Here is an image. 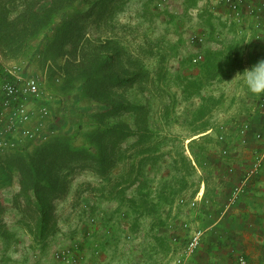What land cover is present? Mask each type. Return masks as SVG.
Segmentation results:
<instances>
[{
  "label": "rangeland",
  "instance_id": "1",
  "mask_svg": "<svg viewBox=\"0 0 264 264\" xmlns=\"http://www.w3.org/2000/svg\"><path fill=\"white\" fill-rule=\"evenodd\" d=\"M60 4L59 21L93 11L74 25L83 35L79 43L47 44L55 38L54 25L27 38L21 52L0 44V63L16 78L38 79L41 98L32 102L50 111L49 138L71 136L75 145L106 156L57 176L63 188L51 192L57 197L42 212L35 202L25 211L19 179L0 190L6 207L0 264H69L63 258L70 252L77 264H173L183 241L175 244L169 226L192 211L179 200L191 201L201 190L211 196L205 225L218 217L215 206L229 204L234 176L227 170L234 160L214 152L224 146L215 133L225 123L235 134L233 123L247 120L260 97L248 92L242 72L264 58V30L259 39L246 18L230 21L221 0ZM51 5L48 0L40 7ZM107 72L123 83L99 89L93 78ZM115 103L129 108L100 119ZM135 105L143 107L139 115ZM90 132L98 135L95 141ZM8 152L0 150V157ZM212 258L222 264L231 259L203 245L186 264H217Z\"/></svg>",
  "mask_w": 264,
  "mask_h": 264
},
{
  "label": "built area",
  "instance_id": "2",
  "mask_svg": "<svg viewBox=\"0 0 264 264\" xmlns=\"http://www.w3.org/2000/svg\"><path fill=\"white\" fill-rule=\"evenodd\" d=\"M228 6L231 14L230 21L242 24L246 18L253 29L257 32L260 39L261 32L264 30V0H221ZM203 41V38H200ZM11 73V72H10ZM11 75V74H10ZM12 79H5L0 84V150L10 151L14 149H23L35 144H41L49 139L52 129L48 122L50 111L47 107H37L32 102L33 98H41V87L38 79L30 77L20 79L12 76ZM236 122V121H234ZM237 129L235 134H231V126L221 123L218 127L217 139L224 145L219 151L224 160H230L228 173L234 176V182L231 189L229 204L225 206L226 210L241 200L242 197L249 195L252 191V185L262 181V172L264 168V96L258 97L256 104L250 111L247 120L240 123H233ZM213 129L209 130L212 132ZM231 140L226 145L229 136ZM247 148L245 155L240 149ZM250 160V161H249ZM249 161V167L243 169L242 174H234L243 163ZM179 204H186L191 209L189 218L182 222L171 224L170 230L176 232L173 239L175 244L181 242L180 249L176 252L173 264H186L195 254L202 249L204 238L209 231V225L198 224L194 219V214L201 209L209 210L212 204L211 199L205 196L204 190H201L197 196L189 201L181 198ZM177 225H180L177 227ZM213 228L210 230V232ZM264 239V233L260 234ZM71 254V252H70ZM70 254H65L63 259H67L69 264H77L71 260ZM231 258L237 260L239 264H250L249 259L244 253L238 252L236 247L229 248Z\"/></svg>",
  "mask_w": 264,
  "mask_h": 264
},
{
  "label": "trees",
  "instance_id": "3",
  "mask_svg": "<svg viewBox=\"0 0 264 264\" xmlns=\"http://www.w3.org/2000/svg\"><path fill=\"white\" fill-rule=\"evenodd\" d=\"M43 1L48 0H0V44L3 47L21 52L27 38L31 35L36 37L45 34L54 25L55 29H52V32L55 38L50 39L48 37L47 44L59 43L63 48L69 40L75 44L80 42L79 40L83 35L80 32L74 33L77 30L74 25L84 23V18L92 16V9L88 8L89 10L87 9L86 13L79 12L73 14L69 20L59 21L58 19L62 16L60 15L62 13L61 7H63L60 2H62V5H65L70 0H52L53 5L41 8L40 4ZM57 3L59 6L56 5ZM83 25L85 24H81V29L85 27ZM65 27L67 29H64ZM62 30H65L66 33H63L61 36L58 32ZM107 63L106 60L102 65L106 66ZM107 73L100 78H95L94 76L93 80L96 85H99V89H111L123 83V81L116 79L117 77H114L113 74L111 76ZM12 78V75L4 71L0 63V82ZM131 107L138 111V115L143 110L142 106L135 105ZM128 108L129 106L127 105L115 103L101 112L99 118H106L117 111L128 110ZM92 132H90V140L93 141L94 139L95 141L98 135L96 134L93 137ZM73 139L71 136L59 135L51 137L41 144H35L23 149L10 150L5 156L0 157V190L17 178L20 184L18 197L25 198L26 203L29 205L25 211H32V204L34 202L37 205L35 209L38 212L46 210L47 205H50L51 209L52 204L49 202L51 201L52 194L63 188L61 182L56 179L57 176L66 174L68 170L75 169L77 166L82 165L85 168L94 159L101 162L102 156H106L99 151H97V154L93 150L90 152L91 149L87 146L75 145ZM51 192L53 193L51 194ZM56 197L57 195L53 197L54 200ZM209 198L213 202L212 198ZM5 211L6 207L0 197V232L5 227V225H2Z\"/></svg>",
  "mask_w": 264,
  "mask_h": 264
},
{
  "label": "crops",
  "instance_id": "4",
  "mask_svg": "<svg viewBox=\"0 0 264 264\" xmlns=\"http://www.w3.org/2000/svg\"><path fill=\"white\" fill-rule=\"evenodd\" d=\"M240 150L243 151L242 155H245L244 152H247V148H242ZM262 174H264V168ZM262 181L263 182L252 185L251 193L245 196V200L240 201L242 204L239 203L241 204L239 207L233 210H226V205L215 206V210L220 208L217 213L218 217L213 220L212 223L208 224L210 229L207 231L204 238V245L208 246L210 252L217 248H221L229 254V248L236 247L238 252L244 253L247 256L250 264H264V239L262 240V236H260L261 233H264V198H262V196H264V175L262 176ZM229 187H232L231 184ZM212 209L213 207L209 210L201 209L199 212H196L194 214L195 221L201 225L207 224L205 223L207 220L206 216H212ZM187 218H189V216H187ZM212 228L213 234L210 232ZM217 229L219 231H217ZM216 234H218V237L215 236ZM211 239H213L214 242ZM216 239L218 244L215 243ZM208 240L212 242L209 245ZM213 260L217 264H222L224 261ZM225 264L239 263L237 260L231 258Z\"/></svg>",
  "mask_w": 264,
  "mask_h": 264
},
{
  "label": "clouds",
  "instance_id": "5",
  "mask_svg": "<svg viewBox=\"0 0 264 264\" xmlns=\"http://www.w3.org/2000/svg\"><path fill=\"white\" fill-rule=\"evenodd\" d=\"M241 55H243V51H241ZM242 73L243 82L248 92L257 96H264V58H260Z\"/></svg>",
  "mask_w": 264,
  "mask_h": 264
}]
</instances>
